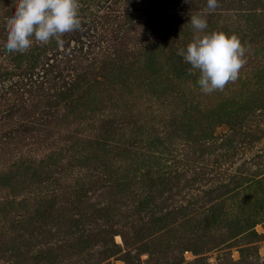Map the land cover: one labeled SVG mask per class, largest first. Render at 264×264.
<instances>
[{
    "label": "rangeland",
    "instance_id": "obj_1",
    "mask_svg": "<svg viewBox=\"0 0 264 264\" xmlns=\"http://www.w3.org/2000/svg\"><path fill=\"white\" fill-rule=\"evenodd\" d=\"M96 4L32 78L0 80V264H264V0ZM212 32L237 35L247 63L205 94L177 53ZM152 198L165 221L140 208Z\"/></svg>",
    "mask_w": 264,
    "mask_h": 264
},
{
    "label": "clouds",
    "instance_id": "obj_2",
    "mask_svg": "<svg viewBox=\"0 0 264 264\" xmlns=\"http://www.w3.org/2000/svg\"><path fill=\"white\" fill-rule=\"evenodd\" d=\"M218 7V0H207L209 12ZM79 10V0H17L15 13L7 20L5 50L25 53L32 47L33 40L41 45L52 40L57 45L62 44L63 35L81 29ZM190 24L197 31L208 27L200 14L191 15ZM177 54L191 65L190 75L199 71L198 84L205 94L222 91L227 84L234 83L247 63L246 49L240 38L224 32L197 37L186 50L180 49Z\"/></svg>",
    "mask_w": 264,
    "mask_h": 264
},
{
    "label": "trees",
    "instance_id": "obj_3",
    "mask_svg": "<svg viewBox=\"0 0 264 264\" xmlns=\"http://www.w3.org/2000/svg\"><path fill=\"white\" fill-rule=\"evenodd\" d=\"M100 0H79L80 3V17L82 19V27L78 31H73L71 33H67V35H75L80 34L84 30V28L92 24L94 21V17L96 13L99 10V7L101 5L96 4ZM17 0H0V12L1 9L5 10L3 15H0V38L6 41L7 38V22L4 21V19H7L14 15L15 13V4ZM95 7V8H94ZM259 16V15H258ZM252 18H255L254 21L257 20L256 15L252 16ZM66 36V35H65ZM56 43V41H55ZM44 45H32V47L25 53H10L12 57V63L13 68L1 70L0 69V80L11 82L14 80V78L17 79H24V78H32V74L35 70V68L38 67V65L41 64V56L43 52ZM146 63L148 65V69L155 68L157 65H159V62L155 59V51L149 50V56L146 59ZM183 69H186L184 66ZM184 70H182L183 72ZM140 177V176H139ZM138 177V178H139ZM129 185H123L121 188V191L128 190ZM53 202V201H52ZM140 208L144 211H147V213H150L152 218L155 220L157 217L160 222L165 221V218L163 215H166L164 213V208L159 207L156 203V199H147L140 202ZM23 206H20L22 208ZM42 210V211H40ZM51 210H53V204L48 203L43 204L42 208H39L36 213L42 212L38 216H49L51 214ZM86 228H81L80 233L78 234V239L82 240L81 242L85 243L84 247H88L90 245L91 239L89 237V233H87L88 230H85ZM116 246V245H115ZM117 247V246H116ZM45 254H41L39 259H42ZM53 257H49V255H46V263L47 264H54ZM185 262L184 257L180 258L179 264H183ZM198 261H195L197 264ZM206 264V263H205Z\"/></svg>",
    "mask_w": 264,
    "mask_h": 264
}]
</instances>
